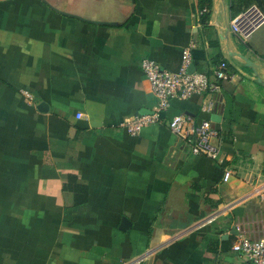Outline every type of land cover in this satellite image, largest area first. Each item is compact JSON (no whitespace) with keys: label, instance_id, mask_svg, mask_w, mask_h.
<instances>
[{"label":"crops","instance_id":"1","mask_svg":"<svg viewBox=\"0 0 264 264\" xmlns=\"http://www.w3.org/2000/svg\"><path fill=\"white\" fill-rule=\"evenodd\" d=\"M198 2L0 0V264H251L232 244L239 226L264 235V4L242 36L233 0L206 22ZM184 48L232 77L213 113L194 95L164 118L215 115L220 161L166 122L123 127L157 105L141 61L177 71Z\"/></svg>","mask_w":264,"mask_h":264},{"label":"built area","instance_id":"2","mask_svg":"<svg viewBox=\"0 0 264 264\" xmlns=\"http://www.w3.org/2000/svg\"><path fill=\"white\" fill-rule=\"evenodd\" d=\"M208 12L207 7L199 11L200 15ZM262 19V13L255 5H251L233 19L232 27L236 33L244 36ZM141 68L157 99V105L152 113L135 115L126 119L123 127L127 132L136 136L150 125L166 122L170 130L187 143L192 154L220 161L221 146L218 142L220 131L211 118L197 121L189 114L178 113L169 120H165L164 113L170 109L173 99L188 100L194 95H203L205 99L217 93L221 89L222 82L232 77L227 61H220L211 76L193 67L191 49L184 48L177 71L164 70L158 62L151 58L143 59ZM23 94L27 97L31 96L28 91H23ZM201 108L204 113H213L214 101L210 98L205 99ZM81 116L82 114L79 113L78 117ZM231 175L232 171L226 170L224 179L227 181ZM232 250L251 264H264V235L253 238L239 226Z\"/></svg>","mask_w":264,"mask_h":264},{"label":"trees","instance_id":"3","mask_svg":"<svg viewBox=\"0 0 264 264\" xmlns=\"http://www.w3.org/2000/svg\"><path fill=\"white\" fill-rule=\"evenodd\" d=\"M254 3H256L259 6H263L264 4L263 0H233V4H232L233 12L236 15L240 14ZM198 4L201 9L204 7L209 8V12L203 15V21L206 22L210 14L211 0H199ZM70 179L71 182L70 184H67L66 188L74 193L76 198V204L84 203L87 198V192H88L87 187L77 184L76 181L74 182L75 180L74 177L73 178L71 177Z\"/></svg>","mask_w":264,"mask_h":264},{"label":"water","instance_id":"4","mask_svg":"<svg viewBox=\"0 0 264 264\" xmlns=\"http://www.w3.org/2000/svg\"><path fill=\"white\" fill-rule=\"evenodd\" d=\"M193 67H195L194 64H193ZM38 108L41 109V110H46L47 105H46L45 103H41V104L38 106ZM215 118H216L215 115H213L211 119L214 120Z\"/></svg>","mask_w":264,"mask_h":264},{"label":"rangeland","instance_id":"5","mask_svg":"<svg viewBox=\"0 0 264 264\" xmlns=\"http://www.w3.org/2000/svg\"><path fill=\"white\" fill-rule=\"evenodd\" d=\"M244 11H245V10H244ZM244 11H243V12H244Z\"/></svg>","mask_w":264,"mask_h":264}]
</instances>
